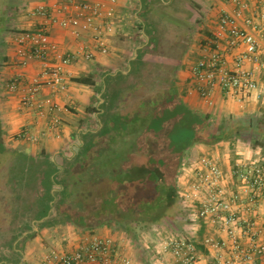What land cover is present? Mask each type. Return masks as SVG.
I'll list each match as a JSON object with an SVG mask.
<instances>
[{"label": "crops", "instance_id": "1", "mask_svg": "<svg viewBox=\"0 0 264 264\" xmlns=\"http://www.w3.org/2000/svg\"><path fill=\"white\" fill-rule=\"evenodd\" d=\"M85 1L97 0H75ZM242 1L248 2L254 12L264 11V0ZM60 4L59 0H0V111L7 147L35 159L39 170L48 161L62 167L64 165L57 163L59 157L67 163L77 156L84 141L94 140L93 135L104 127L101 113H106L109 107L114 105L119 111L129 110L145 97L176 89L190 108L210 115L205 126L208 133L220 134L218 129L222 127L235 129L229 139L214 145L198 143L190 151L217 152L227 162L258 154L251 145L253 139L251 142L244 140V129L248 128L260 133L263 141L260 155L264 159V98H251L241 104L221 87H216L213 103L209 104L200 94L202 83L191 73L192 65L203 55V45L213 36L222 12L237 6L234 0H118L117 32L108 38L109 51H96L92 59L84 56L83 49L89 38L86 33L76 36L71 29L53 24L52 40L62 52L72 53L75 58L67 67V87L57 90L44 85L38 97L39 100L52 98L59 105L55 113L61 119L62 134L60 137L50 134L37 143L21 139L18 134L23 128L46 129L52 116L42 118L23 102L31 80L42 71V63L33 59L24 63L15 38L21 32L37 29L45 21V16L37 13L41 5L57 19L63 18L66 11ZM249 66H253L257 79L264 83V64ZM19 76L23 77L19 89L11 90L10 83ZM76 77H90L94 84L77 83L73 81ZM21 142L28 143L33 150L18 148ZM3 173L0 215L4 218L2 222L9 223L12 221L9 220L12 217L10 209L21 206L19 199H14V192H21L23 186L12 183L11 171ZM48 228L35 225L34 230H39L34 237H28L30 231H26L13 243L8 235L5 239L8 241L0 244V264H42L43 254L49 247L73 251L95 235L113 237L123 253L138 259L129 249L124 251L121 240L119 245L118 238L107 226L84 230L61 223L50 227L51 231L46 233ZM121 234L120 239L132 240L125 233Z\"/></svg>", "mask_w": 264, "mask_h": 264}, {"label": "built area", "instance_id": "2", "mask_svg": "<svg viewBox=\"0 0 264 264\" xmlns=\"http://www.w3.org/2000/svg\"><path fill=\"white\" fill-rule=\"evenodd\" d=\"M66 15L57 19L45 5L37 13L45 21L37 29L19 33L15 42L24 63L37 60L41 73L28 85L24 104L46 118V129L23 128L18 136L31 143L50 134L60 137V109L52 98L39 100L44 85L57 90L67 87V67L75 55L62 52L51 38V27L59 23L76 36L86 33L84 56L109 51L108 38L117 32L118 0L75 2L59 0ZM236 7L223 11L213 36L203 45L202 57L191 73L202 83L201 96L213 103L216 87L245 104L251 98H264V83L253 66L264 64V11L254 12L250 4L234 0ZM73 12V13H72ZM243 47V49H241ZM21 76L9 87L19 89ZM181 209L193 225L191 234L171 232L162 237L148 264H264V159L257 153L227 162L217 152L190 151L179 175ZM159 232V228L154 229ZM42 264H142L123 253L113 237L92 236L77 249L66 251L49 247Z\"/></svg>", "mask_w": 264, "mask_h": 264}, {"label": "trees", "instance_id": "3", "mask_svg": "<svg viewBox=\"0 0 264 264\" xmlns=\"http://www.w3.org/2000/svg\"><path fill=\"white\" fill-rule=\"evenodd\" d=\"M73 81L94 84L90 77ZM106 120L66 165L48 161L39 170L35 159L6 146L0 111V184L3 171H11L12 183L23 186L14 192L21 206L10 209L12 221L2 222L0 215V234H10L13 243L26 231L34 237L35 225L70 223L84 230L118 227L137 240L143 230L174 218V208L181 205L178 179L191 148L235 134L224 127L220 134L208 133L210 115L190 108L176 89L145 97L120 110L116 121Z\"/></svg>", "mask_w": 264, "mask_h": 264}, {"label": "rangeland", "instance_id": "4", "mask_svg": "<svg viewBox=\"0 0 264 264\" xmlns=\"http://www.w3.org/2000/svg\"><path fill=\"white\" fill-rule=\"evenodd\" d=\"M108 117H111L113 120L118 119L120 118V111L117 110V108L114 107V105H112L111 107L108 108V111L106 113L105 112L101 113V118L103 119L104 123H106L107 121L106 118ZM244 130H245L244 135H243L244 140H248L249 142H251V140L253 139L251 142V145L253 146V148L258 150V154L260 155L261 154L260 151L261 149H263L262 147L263 141H262L260 133L256 130H252L248 128ZM254 131L256 133H254ZM12 140L14 141L15 139H12ZM19 145L20 146L18 148L24 151H28V149L26 148H29L30 151L33 150V148H31L32 146L29 145L28 143L21 142ZM57 163H59L60 165H65L66 160L59 157ZM31 168L33 169V167ZM172 214H173L172 218L174 217L172 221L168 220L162 223L161 225L154 226L151 229L143 230L140 233V236L137 240H134L132 238H131L132 240H128V241L123 240L122 238L120 239L122 235L121 233H124V232H122L120 228L118 227H109V228L112 229V232H114L113 234L115 235V237L118 238L119 245H120V240H121V247L124 249V251H126L125 249H129L133 253V255L136 256V258H138L137 260L140 263L148 264L150 262V259L154 257V255L156 254V250L159 246L160 241L162 240V237H164L166 234H169L171 230L179 234L180 233L181 234H187V233L191 234L192 232H194L195 227L191 225L187 214H185L182 211L181 205L179 207L178 206L175 207ZM49 228L47 229L46 233H49V231H51V229ZM157 228H159V232L155 233L154 229H157ZM60 229H65V228L60 226ZM50 234H53V232H50ZM8 235L10 234L5 233L3 235H0V244H4L8 241V240H5V239H8ZM123 243H125V245ZM48 246H49V243H48Z\"/></svg>", "mask_w": 264, "mask_h": 264}]
</instances>
